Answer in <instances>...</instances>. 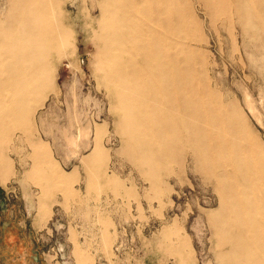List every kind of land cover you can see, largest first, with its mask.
I'll return each instance as SVG.
<instances>
[{"label":"rangeland","instance_id":"374dc122","mask_svg":"<svg viewBox=\"0 0 264 264\" xmlns=\"http://www.w3.org/2000/svg\"><path fill=\"white\" fill-rule=\"evenodd\" d=\"M58 1L70 39L52 63L54 92L28 133H1L0 264H222L215 176L186 151L165 159L159 143L152 173L129 158L96 56L99 9ZM10 2L0 0V19ZM182 6L199 86L235 105L264 146V32L247 34L212 0Z\"/></svg>","mask_w":264,"mask_h":264},{"label":"bare ground","instance_id":"6f19581e","mask_svg":"<svg viewBox=\"0 0 264 264\" xmlns=\"http://www.w3.org/2000/svg\"><path fill=\"white\" fill-rule=\"evenodd\" d=\"M94 2L100 14L96 56L126 138L125 153L148 164L149 173L156 166L151 160L155 143L165 159L191 153L215 176L223 194L212 219L219 244L228 243L218 258L222 264H264V146L235 105L225 104L206 82L199 86L182 0ZM216 2L247 34L264 32V0ZM10 4L0 19V145L6 142L1 133L31 130L33 112L54 92L52 63L70 39L58 0ZM9 169L0 152V182Z\"/></svg>","mask_w":264,"mask_h":264}]
</instances>
